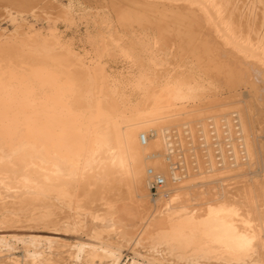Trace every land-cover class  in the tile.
<instances>
[{
	"label": "bare ground",
	"instance_id": "6f19581e",
	"mask_svg": "<svg viewBox=\"0 0 264 264\" xmlns=\"http://www.w3.org/2000/svg\"><path fill=\"white\" fill-rule=\"evenodd\" d=\"M1 1L16 5L15 10L3 5L4 15L0 9L14 25L29 23V17L34 20L39 4L56 5L62 14L46 17L54 21L46 34L37 29L32 33L29 28L7 37L0 31V54H5L1 56L10 61L9 56L15 51L23 54L17 65L0 60V164L13 168V159L17 158L23 186L43 195L51 191L48 180L52 177L65 178L67 183L69 180L68 186L73 188L72 183L79 184L84 191L95 174L98 181L123 182L134 208L149 213L143 223L154 227L153 232L149 230L154 246L163 245L181 260L194 264L202 259H215L219 264H264V181L246 178L235 188V195L225 184L220 190L214 189L215 183L246 175L263 160L264 141L259 137L264 132V0ZM59 20L67 26L81 21L98 28L86 35L92 50L86 52L85 46L80 45L85 51L82 53L72 42L61 41L57 32ZM105 55H109L108 59L112 55L128 61L127 69L132 70L129 76L121 74L120 69L121 75L118 71L114 74L109 65L114 60L110 58L108 64ZM77 70L80 75L85 74L88 84L81 94L82 101L74 94L77 85L73 74ZM244 85L249 87L248 94L236 98L244 94H239V87ZM223 89L228 90L227 96L222 97ZM202 112L209 115L189 119ZM183 118L186 121H181ZM171 122H176L172 128L167 125ZM198 123L206 154L196 139ZM173 129L179 140L186 139L184 134L188 130L194 144L195 163L189 164V151V156L184 151L188 174L177 181L173 180L167 156L171 144L168 132ZM226 130L233 139L234 158L229 160L223 153L219 164L212 132L222 137ZM143 134L147 136L145 144L141 140ZM98 166L101 173L97 174ZM149 168L167 180L153 215L148 199ZM36 173L43 176L38 182L44 179L50 183H34ZM9 178L11 183L18 176ZM60 181H56L57 185ZM127 208L120 205L117 210H108L105 216L95 218L111 219L113 230L123 223ZM115 214L118 216L113 217ZM45 220L41 218L42 222ZM100 229L93 233L95 238H102ZM10 237L0 235V249L12 248ZM13 238L31 246L55 242L53 237L35 234ZM101 240L99 245L90 243L87 250L88 243L75 245L76 260L86 253L85 261L79 264H93L96 257H111L114 264L119 263L120 243ZM26 251V264H46L49 259L37 249ZM128 264L141 263L133 259Z\"/></svg>",
	"mask_w": 264,
	"mask_h": 264
},
{
	"label": "rangeland",
	"instance_id": "374dc122",
	"mask_svg": "<svg viewBox=\"0 0 264 264\" xmlns=\"http://www.w3.org/2000/svg\"><path fill=\"white\" fill-rule=\"evenodd\" d=\"M62 1L65 2V0H62ZM0 4H1L0 9H1L2 14H3L2 10L5 7L8 8V6H9V8H12L13 10H15L14 6H16V5L13 3H7L8 4L7 5V4H5L4 1H1ZM32 4H35V2H33ZM55 4H58V3H55ZM3 5L5 6L4 8L2 7ZM59 8L60 7H58L56 5L45 6L44 4H39L38 9H37L38 10V16L34 20L29 17L28 18L29 23H27V24H15V25L12 24L9 20H7V18H5L3 16L4 14L2 15L0 12V20H1L0 21V31L3 32L4 36H7V37H10L11 34L16 32V31H24L25 32L29 28L33 29L32 33H34V30L37 29V31H41L42 33L46 34V33H48L49 30H51V28L53 26V22H54L52 18L50 20H48V18H46V17L47 16H50V17L54 16L55 17L57 15H61L62 12ZM83 23L84 22H82V24H81V21H78L77 24L67 26L64 22L59 20L57 23V26H58L57 32L59 33L61 41L64 40L65 43L72 42L73 44L72 43H70V44H72V46L77 50L81 47L80 45H82L83 47L85 46L83 49L87 52L90 49L92 50V46L88 41V36H86V35H89V32L95 33L98 30V28L95 29L94 27H89L86 23H84V24ZM64 25H65V27H64ZM77 25H78V27H77ZM61 26L64 27L65 29L62 28ZM68 27H69V29H67ZM87 28H89V29H87ZM60 29H62V30H60ZM73 29H75L76 31L73 32ZM92 31H94V32H92ZM80 32H81V34L82 33L83 34L81 35ZM68 36H69V38H68ZM76 36H78V37H76ZM73 37H75V38H73ZM88 45H90V48ZM78 46H80V47H78ZM0 47H1V43H0ZM81 48L79 49V51H81L82 53L83 52L85 53V51L84 50L82 51ZM15 53H17V55ZM1 54L5 56V54H3V53H1ZM1 54H0V56H1ZM13 54H14V57H12ZM19 54H21V56ZM12 55L9 56L10 61H8L7 56L6 57L1 56L0 60H2V63L10 62L14 65L19 64L20 59L23 58L22 57L23 54L18 52V51H15L14 53H12ZM88 55L91 56V54H88ZM111 56H110V58H112ZM2 57H4V58H2ZM108 57H109V55H105V57H104V58H106L105 61H107L108 64L110 63L109 61H112V59L114 60L113 63L111 62L109 64L110 70L114 74H116L117 71H118L117 72V74H118L119 71L121 70L120 71V73L122 72L121 74H124V75L126 74L125 76H129V74L131 73L132 70L131 71L128 70L130 68L128 67L129 62L127 60H126L127 62H124L125 60L123 59V57L120 58V56H117L118 58L113 57L111 60H110V58L108 59ZM28 59H30V58H28ZM14 61H16V62H14ZM117 61H119V62L116 63ZM121 61L123 62V64ZM120 62H121V64H120ZM120 65H122V66L120 67ZM114 66L116 69H114ZM123 66L125 67V69ZM127 67H128V69H127ZM122 69L125 73L122 71ZM77 72H74V74H73V76L75 77V83L77 85V86H75L74 94H76V96L78 95L77 96L78 99L80 98V100L82 101V99H81L82 95L81 94H84L86 87H88V84H87L86 79H85V74L82 72V75H80V72L78 70H77ZM128 72H129V74H128ZM120 73L118 75H121ZM83 74H84V76H83ZM78 75H80L82 77H79ZM81 79H83V80H81ZM80 83H81V85H80ZM83 85H84V88L82 87ZM77 88H78V90H77ZM248 88L249 87L246 85H244L242 87L240 86L239 87V90H240L239 94H241V93H244V94L239 95L240 97L237 96L236 98H242L244 95H247L248 90H249ZM226 91H228V90L223 89L221 91L222 97L225 95L226 96L228 95V92H226ZM237 91H238V89H237ZM246 97H248V96H246ZM228 99L229 98H225V100H228ZM230 100H231V98H230ZM73 102H75V100ZM82 105H84V103ZM201 105H202L201 107L207 106V105H203V104H201ZM262 106H260V107H262ZM229 109L232 110L233 108L230 107ZM262 109L264 110V107H262ZM208 115H209L208 113L202 112L201 115L193 116L192 118H189V119H201V118H205ZM234 115H236V113ZM234 115H232V117ZM181 121H186V118H183V120L181 119ZM174 123H176V122H174ZM174 123L171 122L167 125H170V127L172 128V127H174ZM199 125H200V123H198V126ZM148 126H150V125H148ZM184 126H187V124H185ZM197 129L202 131L201 127H198ZM202 133H203V131H202ZM195 134H197V132ZM261 135L262 136H260L259 138L262 141H264V132H263V134L261 133ZM153 138H155V137H153ZM196 139H197V137H196ZM185 140H183V139L179 140L180 144H181L180 147L183 148L184 144H185V147L183 148L184 149L183 152L185 151V154L187 155V152L189 151L188 154L192 157V155H193L192 152L190 151V149H187V148H190L191 146ZM189 155H187V156H189ZM262 155L263 154H261V156ZM262 157H263V160L261 162L255 164V167L253 166L254 168L249 170L248 174L242 175L243 177L242 176L238 177L240 175H237L234 177L226 178L224 181H222L220 183L219 182L215 183L214 189L216 188V190H220L221 187L223 186V184H225V188L229 189L230 194H232L234 192L233 194L235 195L238 192V190H236L238 188L237 186H239L241 183H243L246 178H253V179L255 178L256 180L258 179L260 181H264V156H262ZM262 157H261V159H262ZM14 161L17 164H15ZM18 164H20V162H18L17 158L13 159V166H14L13 168L12 167L10 168V166L6 167V164H2V165L0 164L1 169L3 168L2 170L0 169L1 170L0 180H2V178H3L2 182L0 181V188H1L0 189V191H1V194H0V235L4 234V235H7L8 237L11 236L9 239V242L12 246L11 249H7V248H5L3 250L0 249V264H11V263L12 264H26L29 261V259L27 258L28 256H27V251H26L28 248L32 249V250L37 249L39 251V253L42 252L41 255H44L46 258H49L46 264H79L80 262L85 261V254L86 253H84L83 257L79 261L76 260L75 253H74V251L76 252V246L75 245H77L79 243H82V244L88 243V244H86V250H87L88 249L87 246H89L90 243H95V244L99 245L100 242L102 241L101 239H112V240L120 243L119 245H121V246H119V250L121 252V259H120L118 264H124V263L128 264L133 259L136 262L141 263V264H194V263L189 262L187 259L181 260L177 256L173 255L170 251H168V249L165 248V246L158 245V244H156V246H154L153 242H150V241H153L152 237H151V232H153L154 227L153 226L148 227V226H146L147 224H145L147 215H149V213L144 214L145 211H144V213H143V211L138 212L136 210V208H134L135 203L133 202L132 198L130 199V197L126 195L125 192H126L127 187H126V185L123 184V182H116V184H114L115 183L114 181H109V182L107 181L108 184H106L107 182H103L100 179L98 181V176L95 174L94 175L95 177L92 176L88 180L87 188L84 191V189L80 190L81 187H79V184H76L77 185L76 186L73 183H72V186L74 185V188L69 185L70 188L68 189V187H69L68 184H71V182H69V180L67 183L66 182L67 180H63L65 178H63L61 180L59 178L54 179L55 177H52L51 179H53V180H51V179L48 180L51 183L45 181L44 179L42 180L43 181L42 183H45V182L48 184L50 183V185L52 187L50 192H47L46 194H44L45 195V197H44L43 194L38 193L37 191L34 192L36 189L34 190V188H32V187L29 188V187L23 186L24 182L21 181L22 176L19 177L20 174H18L20 172L19 170H20L21 164L19 165V168L17 167ZM97 169L99 171H101L99 169V166H98V168L97 167L95 168V172H97V174L101 173ZM7 174L8 175L10 174V175L8 176ZM16 175L18 176V178H16L13 182L10 183L9 177L10 176L11 177L12 176L17 177ZM36 175H38V176L36 177ZM67 177L68 176H66V178ZM33 178H36L35 181L33 180L34 183L40 184L41 182H38V181L41 180V178H43V176L36 173ZM4 180L6 182H4ZM55 180L57 182H59L61 180L60 184L58 183V185H57ZM15 181L18 182V183L16 182L17 185L15 184ZM62 181H64L66 183V185H63L65 183ZM53 183H55V185ZM53 185L55 186V188ZM57 186H59L58 189H60V192L61 193L64 192L65 194L59 193ZM60 187H62V188H60ZM23 188H25V189H23ZM28 188L31 191L28 190ZM75 188H76V190H75ZM203 188H205V186H203ZM205 189L207 190L208 187H206ZM20 190H21V192H20ZM25 190H28V191H25ZM65 190L66 191L70 190V192L67 191V195H66ZM29 191L32 193H36V194L34 195L31 193L32 194L31 195ZM26 192H28L29 194ZM51 192L55 193V195L54 194L52 195ZM74 192H75V194H74ZM48 193L51 194V197L48 196V195H50ZM160 193H159V195L154 196V195H151V193L148 191V199H149V204L151 205L150 210L152 212V215L155 214V213H153V211L157 208V205L160 202V200L158 201V199L160 197ZM69 194L70 195L72 194L71 195L72 197ZM206 194L209 195V193H207V191L205 193V196H207ZM64 195L66 196V200H65ZM33 196L36 198V200H34L35 198ZM37 196H38V199H37ZM68 196L71 198H69ZM76 196H77V198H76ZM107 200H109V201H107ZM67 201H70V202H68L69 204H67ZM55 203H56V205H54ZM110 203H111V205H113L112 208H111ZM34 204H35V207H34ZM120 205L122 207L127 206L128 207L127 209L129 211L124 213L125 215L123 214V217L126 216V218H124L125 222L123 219L122 220L123 223L118 224L119 227H117L118 226L117 225L116 226L117 228L115 227V229L111 230L110 228L112 227V223H113L111 219H109V218H107V219L95 218V215H99L101 217L105 216L108 213V210H110V211H111V209H112V211L117 210V207ZM50 206L52 207V210H51ZM54 206H56L57 208L56 207L53 208ZM115 206H117V207H115ZM58 207H60V208H58ZM113 207H114V209H113ZM130 208L131 209L133 208V209L131 210ZM41 209H43V211ZM45 210L46 211L48 210V211L45 212ZM133 210L134 211L136 210L135 212H136L137 217L134 216L135 212L133 213ZM9 211L12 212L13 214H11ZM49 211H51V213ZM128 212L131 214L129 215ZM28 213H30V214H28ZM48 213H50L49 215H51V214L52 215L49 216ZM141 214L144 216H142ZM35 215L36 216L41 215V216L36 217ZM118 215L121 216L122 214H120V212H119ZM118 215L115 214V215H113V217H117ZM131 215H133V216H131ZM11 216H14V217H11ZM142 217H143V219H142ZM144 217H146V218H144ZM41 218H42V220L46 219L47 222H44V221L42 222ZM144 221H145V223H143ZM73 223L76 224L77 226H75ZM123 224H125V225L122 226ZM142 225H144V226H142ZM73 227H75V228H73ZM122 227H123V229H122ZM56 228L58 230H56ZM126 228H127V230H126ZM128 228L130 230H128ZM142 228H144L145 230L144 229L142 230ZM96 229L102 230V235H101L102 238L101 239L95 238L93 233L95 232ZM149 230L150 231L152 230V231L150 232ZM128 232H130V233H128ZM132 232H134V233H132ZM143 232L147 233V234H144ZM116 233H117V235H116ZM11 234H13L14 236ZM34 234L44 236V237L45 236L53 237V239L55 238L54 239L55 242L47 243V242L43 241L42 243L38 244L39 246L38 245L31 246L28 243H25L24 241L13 238L17 235H19L20 237L21 236L25 237L27 235L29 236V235H34ZM129 234H130V236H129ZM146 235H148V236H146ZM131 236H132V238H131ZM129 237L131 238V240ZM147 237H150V238H147ZM56 238H58L57 239L58 241H56ZM28 245H29V247H28ZM151 246H152V248H151ZM25 254H26V256H25ZM13 257H15V258L13 259ZM26 258L28 260V261L26 260L27 262L25 261ZM95 259L96 260L94 261L93 264H114V260L111 257H105L102 259H100V257H96ZM206 260L207 259H204V260L202 259L200 261L201 264H211V263L212 264H219V262L215 259L213 260L214 262L211 261L212 259L208 260L211 262H208ZM200 262H198L197 264H200ZM228 263L229 262H227L226 264H228ZM222 264H224V263H222ZM229 264H232V263H229Z\"/></svg>",
	"mask_w": 264,
	"mask_h": 264
},
{
	"label": "built area",
	"instance_id": "2783aa9c",
	"mask_svg": "<svg viewBox=\"0 0 264 264\" xmlns=\"http://www.w3.org/2000/svg\"><path fill=\"white\" fill-rule=\"evenodd\" d=\"M234 121L237 123L238 118L236 115L233 116ZM200 127V125L198 126ZM212 128V126H210ZM238 127V125H237ZM226 126L224 127V129ZM212 146L214 148V153L216 159L219 161V164H221V161L223 160V156L225 155L228 157L229 160H233L234 154H233V139L230 135V133L226 130L223 132L222 137H217L214 132H212ZM186 140L189 142V145L192 146L190 151L193 153L194 156V147L193 142L191 141V136L188 130L185 131ZM238 136V135H236ZM197 142L200 144L201 149L203 150V153L206 154V148H205V141L204 136L202 135V131H197L196 134ZM141 140L145 144L147 141L146 135H141ZM168 140L171 142L170 144V150L168 151V162L170 163V170L172 172L173 180H180L182 178H185L188 174V167H187V160L185 158L184 152L181 150L180 147V141L178 139V135L176 133V129L171 130L168 132ZM224 148V149H223ZM204 159H207V155L204 156ZM195 163V158L189 157V164ZM148 174L150 176L149 178V190L151 195H159V193L164 189L167 180L165 176L162 174L156 173L152 168H149Z\"/></svg>",
	"mask_w": 264,
	"mask_h": 264
}]
</instances>
